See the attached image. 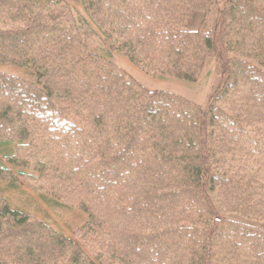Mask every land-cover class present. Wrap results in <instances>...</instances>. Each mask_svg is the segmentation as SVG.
Segmentation results:
<instances>
[{"label": "trees", "instance_id": "1", "mask_svg": "<svg viewBox=\"0 0 264 264\" xmlns=\"http://www.w3.org/2000/svg\"><path fill=\"white\" fill-rule=\"evenodd\" d=\"M82 5L89 22L62 0H0V65L34 73L0 72V179L31 170L16 175L87 215L65 238L1 203L0 264H264V229L222 215L264 225V0ZM99 46L188 82L212 57L206 109Z\"/></svg>", "mask_w": 264, "mask_h": 264}, {"label": "rangeland", "instance_id": "2", "mask_svg": "<svg viewBox=\"0 0 264 264\" xmlns=\"http://www.w3.org/2000/svg\"><path fill=\"white\" fill-rule=\"evenodd\" d=\"M43 4L47 1L58 0H37ZM67 3L73 11L80 14L88 22V12L82 5L83 0H62ZM216 10L223 4L224 0H215ZM215 8V6L213 7ZM213 14L206 18L207 26H211V19ZM202 15H197L196 20L191 24L192 28H197L202 20ZM92 27L102 37L101 32L91 22ZM96 54L111 60L114 64L119 66L128 75L149 91H165L176 94L186 101L190 102L199 110L206 109L208 100L213 94L217 83V76L215 72V61L212 57L205 59L204 63L197 74L194 82H188L176 77L148 73L135 66L133 63L123 55L110 51L106 46H99L94 48ZM0 72L17 76L27 81L34 80V73L31 66L18 67L15 65H0ZM9 170L15 176V186H11L13 182L0 179V204L6 202L12 209L19 210L25 214L34 217L44 225L50 227L59 235L65 238H71L75 230L81 227L87 220V215L84 211L77 207H71L63 202L58 201L48 193H39L31 186V181L21 179L16 175L18 171H25L35 175V172L26 170L20 167H13L7 164ZM13 176V177H14ZM226 218L241 221L247 224H252L264 229V225L258 224L255 221L244 220L236 215H227L222 213Z\"/></svg>", "mask_w": 264, "mask_h": 264}]
</instances>
